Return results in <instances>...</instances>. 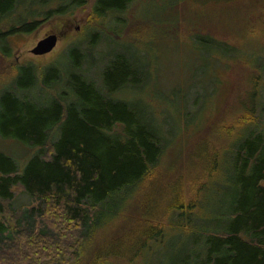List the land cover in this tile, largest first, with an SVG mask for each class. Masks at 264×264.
I'll list each match as a JSON object with an SVG mask.
<instances>
[{"label":"rangeland","instance_id":"obj_1","mask_svg":"<svg viewBox=\"0 0 264 264\" xmlns=\"http://www.w3.org/2000/svg\"><path fill=\"white\" fill-rule=\"evenodd\" d=\"M99 1L18 0L0 25V154L23 171L38 154L50 158L61 137L54 129L46 152L6 135L7 94L36 103L66 97L72 49L81 54L77 74L107 93L104 73L122 56L139 81L113 97L160 127L162 155L142 183L97 207L99 217L85 239L78 224L56 214L52 227L64 226L62 252L68 264H207L204 235L224 233L228 223L231 152L248 131L264 135V0H131L98 19ZM34 23L31 33H9ZM56 31L55 50L34 55ZM215 170H221L217 177ZM13 191L12 201L0 199V221L11 231L15 217L35 204L23 187Z\"/></svg>","mask_w":264,"mask_h":264},{"label":"trees","instance_id":"obj_2","mask_svg":"<svg viewBox=\"0 0 264 264\" xmlns=\"http://www.w3.org/2000/svg\"><path fill=\"white\" fill-rule=\"evenodd\" d=\"M106 1V6L99 8ZM17 2L0 0V25ZM130 2L100 0L94 16L100 19ZM37 26H15L9 33H31ZM69 56L74 61L66 69V97L36 103L10 93L5 96L1 127L6 135L45 151L54 129H59L61 137L52 143L50 158L38 154L23 171L16 161L0 154V199L12 201L14 188L21 186L35 203L15 217L14 231L0 221V264H68L62 252L63 223L60 229L52 227L56 214L78 224L80 238L85 239L99 217L97 207L118 192L142 183L162 155L161 141L165 136L160 127L143 119L137 106L113 97L128 84L139 81L131 62L122 61V56L112 61L104 73V93L77 74L79 50L72 49ZM30 67L36 83L35 67ZM55 77L53 74L51 78ZM59 80L63 82L62 77ZM248 132L238 141V148L231 152L232 163H228L232 166V200L225 214L227 226L224 233L204 235L207 264H264V135ZM214 173L217 177L221 170ZM203 188L207 185L200 188V194ZM195 210H191L192 217ZM39 252H46L44 259H37ZM223 255L227 257L225 263L219 259Z\"/></svg>","mask_w":264,"mask_h":264},{"label":"water","instance_id":"obj_3","mask_svg":"<svg viewBox=\"0 0 264 264\" xmlns=\"http://www.w3.org/2000/svg\"><path fill=\"white\" fill-rule=\"evenodd\" d=\"M59 41L60 35L56 33L49 34L37 44L32 53L36 56L47 55L55 50Z\"/></svg>","mask_w":264,"mask_h":264},{"label":"flooded vegetation","instance_id":"obj_4","mask_svg":"<svg viewBox=\"0 0 264 264\" xmlns=\"http://www.w3.org/2000/svg\"><path fill=\"white\" fill-rule=\"evenodd\" d=\"M52 33H56V34L60 35V34H59L60 32H57V31H56V32H52ZM52 33H49V34H52ZM49 34H48V35H49ZM48 35H47V36H48Z\"/></svg>","mask_w":264,"mask_h":264}]
</instances>
